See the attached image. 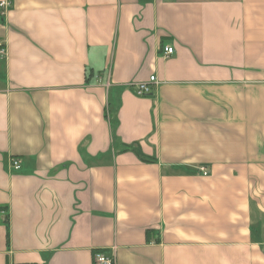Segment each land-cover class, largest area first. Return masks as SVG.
Wrapping results in <instances>:
<instances>
[{
  "label": "crops",
  "instance_id": "obj_1",
  "mask_svg": "<svg viewBox=\"0 0 264 264\" xmlns=\"http://www.w3.org/2000/svg\"><path fill=\"white\" fill-rule=\"evenodd\" d=\"M2 1L0 264H264V0Z\"/></svg>",
  "mask_w": 264,
  "mask_h": 264
},
{
  "label": "built area",
  "instance_id": "obj_2",
  "mask_svg": "<svg viewBox=\"0 0 264 264\" xmlns=\"http://www.w3.org/2000/svg\"><path fill=\"white\" fill-rule=\"evenodd\" d=\"M10 6V1H2L0 2V15H3L5 10ZM173 48L171 47H164L163 55L168 57L173 54ZM6 55V48L0 42V56L4 57ZM152 85H156L155 77H151L148 82L146 83H139L135 86V94L138 97H143L152 93ZM12 167L14 170L20 169V161L13 159L12 160ZM203 175L206 176V172L203 170ZM94 260L97 264H113V260L104 257L102 254H96L94 256Z\"/></svg>",
  "mask_w": 264,
  "mask_h": 264
},
{
  "label": "trees",
  "instance_id": "obj_3",
  "mask_svg": "<svg viewBox=\"0 0 264 264\" xmlns=\"http://www.w3.org/2000/svg\"><path fill=\"white\" fill-rule=\"evenodd\" d=\"M4 224H5V226H6V229H7V235H8L9 224H8V219H7V218L4 220Z\"/></svg>",
  "mask_w": 264,
  "mask_h": 264
}]
</instances>
